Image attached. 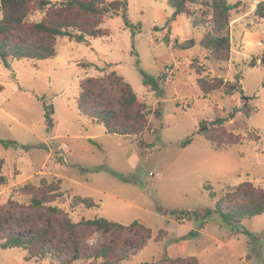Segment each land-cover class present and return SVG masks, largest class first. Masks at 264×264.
I'll list each match as a JSON object with an SVG mask.
<instances>
[{"label": "rangeland", "instance_id": "obj_1", "mask_svg": "<svg viewBox=\"0 0 264 264\" xmlns=\"http://www.w3.org/2000/svg\"><path fill=\"white\" fill-rule=\"evenodd\" d=\"M203 1L187 2L182 23L171 32L177 16L167 23L172 15L167 0H127L134 29L120 15L105 16L99 23L104 35L85 42L58 38L51 58H10L9 67L0 60V207L12 200L19 206L12 214L55 230L48 207H57L75 223L105 217L125 226H80L84 245L115 239L121 249L145 239L136 255L115 264H189L191 256L199 264H264V241L233 230L216 214L199 229L194 218L155 210L156 202L166 209H213L217 200H231L227 192L242 182L264 189V19L255 14L253 0H227L234 8L228 15L229 51L222 56L201 46L212 23V9ZM43 17L35 10L29 22ZM189 39L193 48L174 47ZM139 68L160 76L156 91L143 83ZM112 72L130 84L150 111L141 134H109L78 110L81 83L94 77L100 82L88 102L120 114V82L110 77ZM200 77L207 86L217 78L223 85L203 94ZM228 84L235 87L230 94ZM158 101L160 117L154 114ZM44 103L53 109L50 129ZM234 136L240 143L223 149L208 141L224 143ZM186 137H193L192 143L180 148ZM140 139L153 149L141 148ZM27 183L38 189L41 207L33 208L27 189H21ZM135 220L147 229L132 224ZM240 227L259 235L264 213L242 220ZM26 256L21 248H0V264H58L50 257ZM175 259L180 261H170Z\"/></svg>", "mask_w": 264, "mask_h": 264}, {"label": "trees", "instance_id": "obj_2", "mask_svg": "<svg viewBox=\"0 0 264 264\" xmlns=\"http://www.w3.org/2000/svg\"><path fill=\"white\" fill-rule=\"evenodd\" d=\"M193 1L167 0L168 7L172 9V15L167 23L174 20L177 15L186 14V3ZM202 3L211 7L212 23L210 30L200 42L201 46L212 53L222 52V56H227L226 52L229 51L228 15L234 5L229 4L227 0H204ZM127 8V0H0V60L5 66L9 67L10 58L17 60H45L51 58L57 54L56 41L58 38L67 37L76 42H85L87 38L104 35L99 28V23L105 16L120 15L125 25L134 29L136 26L130 22ZM35 10L43 12L44 17L40 21L29 22V17ZM255 14L264 19V0L256 4ZM192 25L197 27L199 24L194 20ZM164 39L168 42L167 36ZM186 41V43H175L174 47L177 49H191L194 47L192 39ZM260 59L264 62V52ZM139 71L143 83L156 91L159 86L157 79H160V76L155 78L141 68H139ZM110 77L120 82V114L92 105V103L97 102H88L89 98L96 97L92 89H96V84L100 82L99 78L94 77H87L81 83V94L77 104L78 110L82 115L102 124L109 134H141L146 128V118L150 111L145 103L140 102L128 82L123 81L114 72L111 73ZM204 81L203 77L197 80V85L203 94L218 90L223 85L221 78L211 80L210 86H207ZM234 88L233 84H228L227 93H232ZM1 90L2 86L0 85ZM161 103L162 101H158V107L154 112L158 117L162 115ZM43 110L47 129H50L53 126L52 106L44 103ZM205 130L206 127L203 131ZM192 141L193 137H186L179 142L178 146L180 148L186 147ZM208 141L215 149H223L240 143L236 136L224 143H216L213 138H208ZM138 144L141 148L147 150L154 147L152 143H147L143 139H140ZM25 148L28 149L30 146H25ZM21 189H27V193L31 196V206L33 208L41 207L42 201L36 196L38 189H35L31 183L25 184ZM48 189L54 191L59 188L48 187ZM209 197L213 199L215 197L214 192L210 191ZM226 197L231 200H228L226 204H222L221 200H217L213 209L208 207L180 210L166 209L156 202L155 210L165 216L194 218L200 222L199 229L203 228L205 221L212 214H216L219 216L221 223L229 225L233 230L264 241V229L258 235L240 227L242 220L264 213V189L254 187L249 182H242L230 188ZM234 199L237 201L230 202ZM87 206L91 207L93 203L89 202ZM16 207L19 206L12 200L8 201V205L0 207V248L24 249L27 251V260L50 257L56 260L58 264H115L136 255L146 244L145 239H141L139 244L120 249L118 242L111 239L98 245H84L79 236L78 228L80 226L97 230H112L124 228L125 226L105 217L82 219L75 223L57 207H48L47 210L52 218L50 220L56 226L55 230L51 225L33 224L34 221H30L27 217L12 214V209L15 210ZM5 216L8 219H5ZM132 224L147 229L137 220ZM194 233L195 231L192 230L188 236H192ZM175 242L177 241H171V243ZM178 259L170 261L175 263L180 261ZM187 262L189 264H199L194 256L189 257Z\"/></svg>", "mask_w": 264, "mask_h": 264}, {"label": "crops", "instance_id": "obj_3", "mask_svg": "<svg viewBox=\"0 0 264 264\" xmlns=\"http://www.w3.org/2000/svg\"><path fill=\"white\" fill-rule=\"evenodd\" d=\"M238 1H243V0H237V2ZM261 1V0H260ZM259 2V0H253V5L255 6L257 3ZM171 9V8H170ZM172 10V9H171ZM239 18H237L235 21H239L238 20ZM180 22V24L182 23V18L180 17V15H177V17H176V20L175 21H173V23L170 25V27H169V29H170V31L171 32H173L174 31V28H176L177 26H178V23ZM196 28V27H195ZM173 35H175L174 33H173ZM174 244L175 243H171V245H170V247H169V251H172L173 250V248H174Z\"/></svg>", "mask_w": 264, "mask_h": 264}, {"label": "water", "instance_id": "obj_4", "mask_svg": "<svg viewBox=\"0 0 264 264\" xmlns=\"http://www.w3.org/2000/svg\"><path fill=\"white\" fill-rule=\"evenodd\" d=\"M243 98L247 99L248 97L247 96H243ZM210 123L212 124L213 122H210ZM204 129H205V127L201 128L200 132L203 131Z\"/></svg>", "mask_w": 264, "mask_h": 264}]
</instances>
